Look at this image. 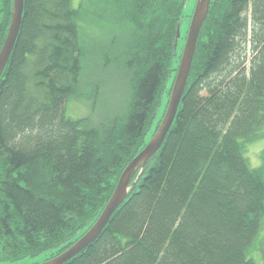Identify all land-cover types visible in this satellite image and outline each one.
<instances>
[{
  "label": "trees",
  "instance_id": "obj_1",
  "mask_svg": "<svg viewBox=\"0 0 264 264\" xmlns=\"http://www.w3.org/2000/svg\"><path fill=\"white\" fill-rule=\"evenodd\" d=\"M12 2L0 0V49ZM185 3L103 6L102 20L125 25L131 37L117 55L102 50L100 68L123 73L129 93L122 112L90 125L65 114L69 100L91 99L80 80L83 6L24 0L0 78V261L53 259L97 220L146 146L163 95L169 99ZM263 128L264 0H211L165 141L134 174L99 239L66 264H254L264 227V150L261 166L251 168L244 148Z\"/></svg>",
  "mask_w": 264,
  "mask_h": 264
},
{
  "label": "rangeland",
  "instance_id": "obj_2",
  "mask_svg": "<svg viewBox=\"0 0 264 264\" xmlns=\"http://www.w3.org/2000/svg\"><path fill=\"white\" fill-rule=\"evenodd\" d=\"M75 9L79 5L83 6L84 12H80L81 18L78 19L79 41L84 48L86 56L82 63V73L80 76L82 92L85 97L91 99L69 100L65 105V114L72 120L86 119L90 125H97L107 118L122 112L128 97L127 83L123 73L115 70V67H109L105 70L100 68L102 60V50L109 49L117 55L120 50L121 42L131 37V32L125 25L116 26L112 21L102 20L105 17L101 13L104 8L110 4V0H71ZM197 0H186L182 12V19L178 28L179 40L177 44V53H180L184 46L187 32L189 29L192 14ZM101 8V9H100ZM82 11V10H81ZM117 41L112 43V40ZM111 48V49H110ZM96 86H98L97 99H92L96 95ZM167 94L161 99L153 123L151 124L145 141L148 143L153 136L157 125L159 127L164 111L166 110ZM169 100V99H168ZM168 104V102H167ZM157 128V129H156ZM264 150V128L259 137L252 143H248L244 148V156L248 160L251 168L261 166V158ZM264 155V154H263ZM259 239L264 240V227L259 232ZM261 240L255 247L252 256L254 264H264V246ZM46 254L34 258H24L18 261H0V264H39L43 262Z\"/></svg>",
  "mask_w": 264,
  "mask_h": 264
},
{
  "label": "water",
  "instance_id": "obj_3",
  "mask_svg": "<svg viewBox=\"0 0 264 264\" xmlns=\"http://www.w3.org/2000/svg\"><path fill=\"white\" fill-rule=\"evenodd\" d=\"M210 3L211 0L196 1L168 104L158 129L146 146L125 167L108 202L89 230L62 254L39 264H66L99 239L114 213L127 199L130 186L132 187L134 185V183L130 185L134 174L140 168H143L160 150L172 127L178 111V106L184 94L196 50L197 40L202 25L208 15ZM23 7L24 0H13L10 24L5 40L0 49V78L7 66L18 38L23 17ZM177 36L179 37V32H177ZM138 178L139 176L137 179Z\"/></svg>",
  "mask_w": 264,
  "mask_h": 264
}]
</instances>
